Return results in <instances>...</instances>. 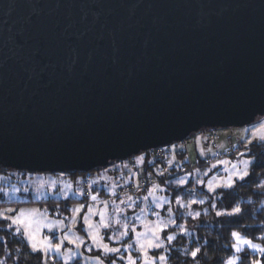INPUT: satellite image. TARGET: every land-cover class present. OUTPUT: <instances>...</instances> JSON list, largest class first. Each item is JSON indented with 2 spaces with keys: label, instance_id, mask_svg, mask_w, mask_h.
Here are the masks:
<instances>
[{
  "label": "water",
  "instance_id": "water-1",
  "mask_svg": "<svg viewBox=\"0 0 264 264\" xmlns=\"http://www.w3.org/2000/svg\"><path fill=\"white\" fill-rule=\"evenodd\" d=\"M264 116V0H0V165L90 172Z\"/></svg>",
  "mask_w": 264,
  "mask_h": 264
},
{
  "label": "rangeland",
  "instance_id": "rangeland-1",
  "mask_svg": "<svg viewBox=\"0 0 264 264\" xmlns=\"http://www.w3.org/2000/svg\"><path fill=\"white\" fill-rule=\"evenodd\" d=\"M264 116H259L254 123L249 125L240 126V127H223L205 130L201 133H196L193 138V142L189 147L183 148L179 142H173L172 144L163 147L161 150L162 153L168 152V162L167 165L171 166L167 171L165 169H157L154 171H149L148 175L144 173V162L147 161L150 157L146 153L138 154L127 160H119L111 162L107 167H104L96 172L86 174H77L75 176L69 175L66 173L54 174L47 172H29L27 174H19L13 171H6L5 174L0 176V199L6 201L8 204L0 206V211L13 208L19 210L20 208L33 209L37 208L43 212H46L50 219L53 220H64L65 224L69 225V228L62 230H55V237L63 236L64 232H68L69 236L83 237L86 241V246L81 248H76L75 245L64 242V245L61 249L62 253H68L69 250L74 254L72 259L68 260L67 256H60L55 252L49 253L48 264H58L57 261L65 264L73 263L77 260L81 264H97L95 259L96 256H100L102 260L105 261V264H108V261L113 259L118 255H127V252L130 251L134 258L141 257V253L136 251L138 245L135 244V234L130 232L129 236L124 237L119 243L115 240H109V235L112 232H116L119 235V232L123 229L121 226L114 223L115 219L119 218L123 222H128L129 226H136L137 231H143V221H156L158 217L153 215V212H159V219L162 220L164 224H167L169 220H175V225H169V227L162 233H160L161 238L163 239L165 235H175L177 236L180 233H184L183 224L186 223L185 220L188 217L196 216L197 213L194 204L190 202L192 200L199 201L204 199L207 201L211 192H208L207 184L209 181H213V186L217 183H223V180L220 178L227 179L230 172L225 171V167L231 169V163L237 165L240 171H243L244 165L239 163L243 159H252L248 154V147L254 142H261L259 139L260 136H264ZM247 129V131H245ZM218 135V137H213L209 139V134ZM252 140L251 144H248V141ZM248 145L247 148L245 145ZM175 145V149H173ZM231 147L237 148L236 153H230ZM158 149V148H157ZM180 150V151H179ZM177 151L179 155L183 154V151L186 153L185 159H179L177 156ZM244 152L246 155L241 157L239 153ZM143 156V161H139L137 157ZM178 158V159H177ZM220 160L230 161L228 165L218 164ZM203 162V163H202ZM127 164V167L124 165ZM216 164L217 167L213 168L212 165ZM176 166V167H175ZM172 168H177V172L180 173L174 177H171L170 181L166 183L161 182L160 173L168 174ZM251 166L249 167L250 171ZM211 169V170H209ZM144 173V174H143ZM191 173V175H189ZM131 176V179H129ZM181 180L187 181V183L180 184ZM190 180H192V186L188 188L187 197L182 195L174 196L175 186H185ZM203 180L204 184L201 185L198 181ZM55 181V186L53 187L52 182ZM144 181V182H143ZM239 179L235 180V184ZM139 184V188L137 187ZM162 183V184H161ZM153 184L160 186V189L157 190L155 195L157 197H167L170 203H163V208L157 207V203L153 201L152 197H149L148 200H145L144 197L148 195V191L152 188ZM91 185V187H89ZM201 185L204 195L196 196L192 193L198 186ZM20 189V191H15V189ZM24 188H28L27 192L23 191ZM144 188V189H143ZM143 189V190H142ZM220 189V188H217ZM216 189V190H217ZM225 189V188H224ZM228 189V188H226ZM84 191L85 196H81L78 193ZM113 191L115 195H113ZM98 193L99 197L96 201H92L90 195L88 194ZM131 196L132 201H127V197ZM179 196L183 202L188 205L186 207H181L176 203V197ZM208 196V197H207ZM67 197V199L65 198ZM126 200L124 204L120 203V200ZM48 201V202H47ZM57 201H70L72 204L69 205V214L66 211H62ZM107 201V209L105 210V205L102 203ZM44 202H47V205H42ZM65 203V202H64ZM67 203V202H66ZM84 204L85 208L79 213V216L76 217L77 223H72L73 212L71 209L78 207L80 204ZM93 205L94 212H88V205ZM122 208L125 211L123 213H117L116 208ZM147 209V211L141 212V209ZM170 210V211H169ZM180 211L181 216H183L182 221H177L180 217L178 213ZM101 211L106 212V217L109 222L112 223V227L109 229H100V234L104 238V242L108 243L110 247H120L121 252L110 254L105 256L102 250H97L93 245L91 239L87 236L86 232L82 229L83 221L82 217L86 214L91 216L92 222L97 224L100 222L101 217L98 214ZM171 212V215H170ZM59 213V214H57ZM7 215L14 216L15 212L6 213ZM139 216L140 219L136 217ZM8 221V220H6ZM10 223V221H8ZM180 222V223H179ZM179 223V224H178ZM176 228V229H174ZM171 232H167L171 230ZM189 231L187 230V233ZM42 235H51L48 232V229H44ZM27 242V241H26ZM54 244L58 242V239L54 238L52 241ZM173 242V241H172ZM171 242V243H172ZM127 243H133L134 247L132 249L125 250L122 245ZM166 247L161 249H153L149 251V256H159L166 255L169 249L168 245L171 243L164 241ZM87 247H92V251H87ZM41 253L42 252H36ZM251 253V252H246ZM51 257H55L53 261ZM117 264H126V261H117ZM136 264H142L141 259L136 260ZM156 264H162L158 259ZM168 264V260H167Z\"/></svg>",
  "mask_w": 264,
  "mask_h": 264
},
{
  "label": "trees",
  "instance_id": "trees-1",
  "mask_svg": "<svg viewBox=\"0 0 264 264\" xmlns=\"http://www.w3.org/2000/svg\"><path fill=\"white\" fill-rule=\"evenodd\" d=\"M179 151L176 152L178 158L184 160L186 153L183 151V154L179 155ZM168 152L170 151L167 150L163 155H158L154 149L139 153H146L150 157L144 162V173L148 175L149 171H154L158 168L167 171L171 167L167 165ZM247 154L253 160L250 168L251 174L245 180L237 181L231 189L220 188L215 193H210L208 195L210 196L209 199L203 204L196 203L193 205V208L196 209L197 213H200V216L188 217L185 220L186 223L183 224V229L186 228L189 232L187 234H178L176 239L168 245L170 249L167 252L168 264H222V261H226L229 256L235 254L234 250L231 249V244L234 243V238L231 236L232 231H239L247 238L253 239L255 243L264 245V240L260 239L264 235V141L252 143L248 147ZM100 169L102 168H96L90 172L65 171L47 173H66L73 176L86 174L88 176L90 175L89 173ZM176 170L177 168H172L170 173L160 176L161 182L166 183L170 181L171 177L180 174ZM6 171H13L19 174L31 172L6 168L0 165V176L5 174ZM191 186L192 180L185 186H175L173 195L187 197L190 194L187 190ZM204 192L200 185L192 193L200 197L205 194ZM47 202L42 205H47ZM6 204H8L6 201L0 199V206ZM55 204H58L62 211H66L69 214V205L72 204L70 201H57ZM212 204H215L214 208L211 207ZM233 207H240L241 213L236 215H216L217 212H231ZM177 214H180L179 210ZM182 218L183 216L180 214L177 221H180V219L182 221ZM8 223V221L0 219V261H3L4 264H43V255L32 252L27 246L26 240L16 236L14 229L7 228ZM171 231L172 229L167 232ZM196 247H200L201 252L194 261L190 252ZM248 251L250 252V250ZM242 255H251V253H243ZM253 258H259V254H255ZM57 262L62 264L59 261ZM70 264L81 263L77 260Z\"/></svg>",
  "mask_w": 264,
  "mask_h": 264
},
{
  "label": "snow or ice",
  "instance_id": "snow-or-ice-1",
  "mask_svg": "<svg viewBox=\"0 0 264 264\" xmlns=\"http://www.w3.org/2000/svg\"><path fill=\"white\" fill-rule=\"evenodd\" d=\"M261 127H264V125H261ZM247 131V129H245ZM259 139L261 141H264V136H260ZM252 140L248 141V144H251ZM247 144L245 147L247 148ZM173 149H175V145L172 146ZM241 157H244L246 153L241 152L239 153ZM139 161H143L144 157L140 156L137 157ZM218 164L228 165L231 162L220 160L217 162ZM239 163L243 164L245 167L243 171H240V169L237 167L236 164L231 163V169L228 167H225V171L230 172L229 176L226 180L224 178H220L223 180V183H217L215 186H213V181H209L207 184L208 192L215 193L217 188H228L231 189L235 185V180L239 179L241 181L245 180L251 173L249 171V167L252 165L253 160L252 159H243L240 160ZM124 167H127V164L124 165ZM213 168L217 167L216 164L212 165ZM211 170V169H209ZM160 175H163L161 172ZM191 175V173H189ZM129 179H131V176H129ZM180 184L187 183V181L181 180L179 182ZM199 184L203 185L204 181L200 180L198 181ZM53 187L55 186V181L52 182ZM91 187V185H89ZM137 187L139 188V184L137 183ZM29 189L24 188L23 191L27 192ZM157 190H163L160 189V186L157 184H153L152 188L148 191V195L144 197L145 200H148L149 197H152L153 201L157 203V207L163 208V203H160V201H163L164 203H170L167 197H157L155 195ZM0 191H4L3 189H0ZM15 191H20V189H15ZM81 196H85L86 193L84 191H80L78 193ZM191 194V193H190ZM90 198L92 201H96L99 197L98 193H90ZM113 195H115V192L113 191ZM67 199V197H65ZM176 203L179 204L181 207H186V205L183 200L177 196ZM127 201H132V197L128 196ZM126 200L122 199L120 200L121 204H124L127 202ZM205 201L204 199L192 200L191 204L201 203L203 204ZM105 205V210L107 209L108 202L103 201ZM88 212L93 213V205L89 204L88 206ZM211 207H215V204H212ZM85 208V205L82 203L78 207L71 209L73 212L72 217V223L76 224L77 220L76 217L79 216V213L83 211ZM125 210L122 208L117 207L116 212L117 213H123ZM147 211V209H141V212ZM170 211V210H169ZM240 207H233L231 212H217V216L221 215H236L241 213ZM15 212L16 215L10 216L6 213H12ZM59 214V213H57ZM101 217V220L99 223L94 224L92 222L91 216L89 214L84 215L81 219L83 221L82 229L86 232L87 236L91 239L92 245L97 250H102L105 256H108L110 254L120 253L121 248L120 247H110L108 243L104 242L103 236L100 234V229H109L112 227V223L109 222L108 218L106 217V212L101 211L98 213ZM153 215L158 217L156 221H143V231H137L136 226L132 225L129 226L128 222H123L121 219L117 218L115 219L114 223L116 225L121 226L123 229L119 232V235L116 234V232H112L109 235V240H115L117 243H119L124 237L129 236V233L132 232L135 234V244L138 245L136 248V251L141 253V257L134 258L130 251L127 252V255H118L115 256L113 259L108 261V264H117V261H126V264H136L137 259L142 260V264H156L157 259L162 262V264H167L168 257L166 255H159L157 256H149V251L153 249H161L165 248L166 245L164 241L171 243L176 239L175 235H165V237L162 239L160 233L164 232L169 225H175V220H169L167 224H164L162 220L159 219L160 213L159 212H153ZM171 215V212H170ZM197 217L200 216V213L195 214ZM137 219H140L139 216L136 217ZM0 219L8 220L10 223H8L7 228L8 229H14V234L16 236H20L23 240L27 241V246L31 249L32 252H42L43 253V264H48L49 259V253L55 252L60 256H67V259L70 260L73 257V253L71 250L68 251V253H62L61 249L64 245V242L67 241L70 244L75 245L76 248H81L86 246V241L83 237L76 236L73 238V236H69L68 232H64L63 236L61 237H55V230L60 229L63 231L65 228H69V231H71V228L69 225L65 224V221L60 220H53L50 219L48 214L46 212L41 211L40 209L33 208V209H25L20 208L19 210L9 208L3 211H0ZM48 229V232L51 233V235H42L43 230ZM184 233L187 234V229H183ZM231 236L234 238V243L231 244V249L234 250L235 254L229 256V258L226 261H222V264H264V245L260 243H255L253 239L247 238L239 231H232ZM58 239L57 243H53V239ZM261 240H264V235L260 237ZM122 247L125 248L127 251L128 249H132L134 247L133 243H127L125 245H122ZM93 249L92 247H87V251L91 252ZM170 251V249H167ZM250 250L251 255H242L243 253L248 252ZM201 252L200 247H196L194 250L190 252L191 257L195 261L198 254ZM255 254H259V258H253ZM51 259L54 261L55 257H51ZM97 264H105V261L100 258V256L95 257ZM0 264H4L3 261H0ZM65 264H67V261H65Z\"/></svg>",
  "mask_w": 264,
  "mask_h": 264
},
{
  "label": "built area",
  "instance_id": "built-area-1",
  "mask_svg": "<svg viewBox=\"0 0 264 264\" xmlns=\"http://www.w3.org/2000/svg\"><path fill=\"white\" fill-rule=\"evenodd\" d=\"M209 139H211V138H213V137H218V135H215V134H213V132H211L210 134H209ZM192 142H193V138H191V137H188V138H186V139H184V140H182V141H180L179 143H180V145L183 147V148H185V147H189L191 144H192ZM163 149V147H160V148H158V149H155V152H156V154H158V155H163V153L161 152V150ZM231 150L229 151L230 153H236L237 152V148H235V147H231L230 148ZM144 182V181H143Z\"/></svg>",
  "mask_w": 264,
  "mask_h": 264
}]
</instances>
